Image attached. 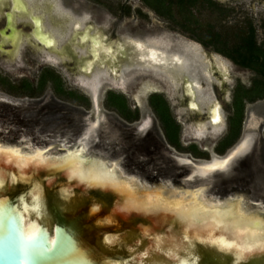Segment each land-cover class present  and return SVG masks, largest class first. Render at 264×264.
Returning <instances> with one entry per match:
<instances>
[{"label":"flooded vegetation","instance_id":"flooded-vegetation-1","mask_svg":"<svg viewBox=\"0 0 264 264\" xmlns=\"http://www.w3.org/2000/svg\"><path fill=\"white\" fill-rule=\"evenodd\" d=\"M87 32L95 35L99 32V37L117 54L112 57L102 53L101 63L94 64L89 72L81 66L84 58L91 56L84 49L86 43L81 42L80 33ZM165 33L140 35L113 30L107 19H96L88 11L76 12L74 6L62 0H0V82L20 91L28 80L33 89L39 90L44 74H50L60 77L64 90L61 94L67 95L65 99L56 96L52 79L45 88L51 85L53 91L40 94L44 88L27 93L30 96L27 99L35 101L30 106L21 104L17 96L0 92V103L19 107L20 111L13 120L6 115L5 120L12 122L7 127L16 133L15 138L20 137L28 132L24 127L34 116L37 119L32 130L34 139L54 142L45 147L47 150L58 147L65 151L68 147L62 142L68 137L73 142L69 148L86 147L84 154L88 160L98 158L113 164L121 177L130 176L140 185L189 188L185 183L193 181L198 183L196 188H202L204 196L212 193L240 202L244 210L264 219V104L258 105L256 117L251 116L247 107L264 96L250 102L244 97L237 135L233 126L237 93L253 82L249 85L243 82L239 71H256L236 63L229 49L218 50L215 36L207 30L204 35L192 33L188 39L173 32L175 38L170 40L166 37L169 32ZM131 38L164 49L168 55L179 54L182 62L177 64L175 77L171 79L167 70L142 61ZM43 39L51 42V46ZM123 57L133 61L123 63ZM218 59L227 64L226 69L218 65ZM30 63L40 65L35 79L26 74ZM20 72L23 74L15 76ZM70 72L72 82L67 81ZM130 90L133 92L129 94ZM109 97H114L115 102L123 99L125 113ZM70 99L80 100L87 107L73 104ZM156 105L166 106V114L160 115ZM216 107L221 115L218 122L213 121ZM26 110L36 113L27 117ZM165 116L174 129L166 128ZM16 121L23 123L14 129ZM45 135L54 136L44 139ZM224 158H228L225 167L201 171L200 165ZM17 185V191L9 192L11 185L6 191L20 201L26 183L19 181ZM76 191L68 199L45 194L41 224L54 228L57 222H66L69 217L73 235L85 248L91 264H174L164 251L152 250L150 237L142 230L147 220L130 214L126 218L113 215L115 221L108 222L113 209L111 198L99 193L84 194L77 188ZM94 205L99 206L97 212L92 211ZM107 236L115 239L109 243ZM148 249L149 253L144 254ZM192 251L198 264H264V255L238 261L232 254L217 252L201 242ZM141 254L144 255L139 259Z\"/></svg>","mask_w":264,"mask_h":264},{"label":"bare ground","instance_id":"bare-ground-1","mask_svg":"<svg viewBox=\"0 0 264 264\" xmlns=\"http://www.w3.org/2000/svg\"><path fill=\"white\" fill-rule=\"evenodd\" d=\"M35 1L28 0V2ZM79 25V21H77L75 26ZM80 35L81 42L86 43L84 49L91 54L89 58H84V61L81 62L83 71L89 72L94 64H100L102 53L105 56H117L112 47L99 37V32L96 35L89 32L86 35L82 33ZM131 40V44L137 51L136 55L142 61L149 66L167 70L170 78L175 77L177 64L182 62L179 54L168 55L164 49L152 44L148 45L141 39L131 38ZM43 41L49 47L52 44L44 39ZM194 45L200 48L199 45ZM130 59L123 57V63L133 61ZM218 61V65L226 69L227 64L222 59H218ZM173 81L176 80L173 79ZM145 89L151 88L146 87ZM188 91L192 92V89L189 88ZM220 118L221 115L216 107L213 121L218 122ZM0 148L4 149V152L0 154V189H4L6 185H13V182L19 183L20 180L22 183H28L25 196L17 204L23 233L29 224L40 229L45 205V191L47 190L45 187L51 186V189H56L64 199L73 196L77 188L84 194L99 193L113 200L112 214L107 218L108 222L115 221L113 215H121L126 218L130 214L147 220L148 224L142 230L150 237L152 250L164 251L172 258L174 264H186L189 259H197L191 255L192 247L197 242L231 237L233 234L231 225L241 223L244 218L250 215L255 216L257 223L246 235L237 237L236 242L253 245L256 250L248 254L241 253L236 249L224 253L232 254L238 261L264 255V251L260 250L264 247V219L244 210L240 202L229 199L214 202L203 195L202 188L140 185L130 176L129 178L121 177L113 164L109 165L98 158L88 160L84 154L86 150L84 146L66 148L57 156L47 154L46 148L25 149L4 143H0ZM37 153L41 155H37ZM69 159L75 161L71 166L64 164V161ZM224 159L218 161L214 159L210 163L200 165V169L203 172H208L216 169L213 166L218 164H223L224 167L228 158ZM41 175H46L45 187L39 180ZM98 210L99 206L92 207L93 212ZM114 239V236H107L106 240L109 242ZM185 246L186 248H184ZM149 251L150 249L144 254ZM144 254L139 255V259ZM106 264L122 263L109 262Z\"/></svg>","mask_w":264,"mask_h":264},{"label":"rangeland","instance_id":"rangeland-1","mask_svg":"<svg viewBox=\"0 0 264 264\" xmlns=\"http://www.w3.org/2000/svg\"><path fill=\"white\" fill-rule=\"evenodd\" d=\"M70 6H74L76 12L79 11H88L90 15L96 19H107V22H110L111 28L114 30L118 28L121 32H130L133 34H161L163 32H169L166 37H169L170 40L174 39L175 36L171 35L173 32L185 36L188 39V35L195 32L196 34H206L207 29L212 31L219 32L223 39L227 41V45H233L237 36L245 32L247 27L252 24L255 28L256 39L258 44H264V0H213L215 4H209L208 0H197L196 4L190 6L191 14L185 11L180 12L175 3L172 4V16H164L157 14L154 10H150L142 0H62ZM155 3H159L154 1ZM163 5V4H162ZM167 6V5H165ZM167 9V8H165ZM189 16L192 20L187 22L185 16ZM169 18V19H168ZM186 22V23H185ZM181 23L185 26L181 25ZM165 33V34H166ZM186 33V34H184ZM184 37V38H185ZM177 38V37H176ZM29 63V62H28ZM31 68L28 69L26 74L31 78L35 79L37 76V71L40 68V65L30 63ZM234 68L238 66L234 65ZM236 69V70H237ZM241 79L246 84H250L255 77L256 73L254 71H239ZM25 73V72H24ZM23 72L16 73L15 76L21 75ZM236 75V74H235ZM68 76H66L67 78ZM67 81L72 82V73L70 72V78H67ZM17 89H12L7 85H4L0 82V92L4 94H9L17 96L21 104L30 106L29 104H34L35 101L29 100L30 96L26 93L16 92ZM46 91H53L52 86L48 85L40 94H44ZM133 92L130 90L129 94ZM101 94V101L98 105L102 108L104 100V90ZM39 95V94H37ZM34 96V98L38 96ZM58 98L65 99L67 95L57 94ZM70 102L73 104H81L84 107H87L85 103L77 99H70ZM264 104V99H261L257 103H251L247 107L251 111V116L256 117L255 111L257 110L258 105ZM98 107V110H99ZM1 110H7L0 112V143L17 145L19 147H27L28 149L34 148H45L51 146L52 143H47L46 141H37L34 139L32 130L37 125V119L32 117L31 120H28L27 126L24 127L28 130L27 133L21 134L20 137H14L15 132L7 127L12 125L11 120H5L6 115H9V118L13 120L16 118V113H19V107L6 106L3 103H0ZM26 116H32L36 111H25ZM101 111H99L100 113ZM2 113V116H1ZM252 117V118H253ZM23 122L16 121L13 123L14 129H17L19 125L21 126ZM79 123V122H78ZM59 125L57 128L60 130L59 134L62 131V128ZM79 127V126H78ZM60 128V129H59ZM24 129V130H25ZM71 128L70 130H72ZM76 131V130H75ZM74 131V132H75ZM76 134V133H75ZM61 135V134H60ZM49 135H45L44 139ZM51 135L49 137H53ZM72 141V140H71ZM70 141V138L65 137L63 144L69 148L70 144L73 142ZM64 151L58 150V147H54L47 151L49 155H59ZM196 182L187 181L185 187L195 189L197 187ZM173 188V186H169ZM195 187V188H194ZM19 189V185H11L8 189L9 192H15ZM205 196L214 197V202L222 201L226 197L213 196L212 193H206ZM253 209V208H252ZM264 210V209H262Z\"/></svg>","mask_w":264,"mask_h":264},{"label":"water","instance_id":"water-1","mask_svg":"<svg viewBox=\"0 0 264 264\" xmlns=\"http://www.w3.org/2000/svg\"><path fill=\"white\" fill-rule=\"evenodd\" d=\"M45 179L46 175L39 178L44 187ZM6 186L0 189V264H91L85 248L73 235L69 217H66L69 223L59 221L54 228L41 224L37 237L25 241L17 206L19 197L8 196ZM27 186L28 183L22 188L21 196L26 193ZM45 188V194L60 195L51 186ZM5 208L14 211L9 212Z\"/></svg>","mask_w":264,"mask_h":264},{"label":"trees","instance_id":"trees-1","mask_svg":"<svg viewBox=\"0 0 264 264\" xmlns=\"http://www.w3.org/2000/svg\"><path fill=\"white\" fill-rule=\"evenodd\" d=\"M147 3H149L159 14L164 16H172V4L177 3L178 9L180 12L185 11L189 15L190 12V6H193L196 4L197 0H145ZM154 1H157L159 3H155ZM209 4H215L213 0H208ZM163 4V5H162ZM167 5V6H165ZM167 8V9H165ZM185 16V15H184ZM185 20L187 22H191V18L187 15L185 16ZM186 23V22H185ZM181 23V25L185 26ZM207 33L210 35H214L216 41L218 43L217 49L220 51H226L229 49V55L234 59V61L241 66L249 67L251 69H254L257 73L256 77L253 79L252 85L247 88L245 91L242 89V92L237 93L236 97V117L233 121V126L236 135L238 134V131L240 129V123H241V116L243 113V106H244V97H247V100L254 101L258 98H262L264 96V44H258L256 39V32L255 28L252 24L249 25L248 30L245 32H242L237 36L236 42L230 47L227 45V41L222 38L221 34L219 32L212 31L211 29H207ZM193 34H196L193 32ZM211 40V39H210ZM213 40V39H212ZM211 40V41H212ZM214 42V41H213ZM214 42V43H215ZM49 79H52L55 83L56 91L58 93H63V87L60 77L54 78V76L50 74H44L42 77V80L40 82L39 90L33 89L34 87L30 84L28 80H25V86L22 90L23 93H34L35 91H41L45 88L47 82ZM10 88L14 89V86H11ZM20 92L19 90H16ZM109 100L113 102V104L118 107L120 110H122L123 113H125L126 104L125 101L120 99L119 101L115 102L114 97H109ZM157 110L159 111L160 115H164L167 112V107L164 105H156ZM164 124L166 128L168 129H174L173 124L171 121H169L168 117H164L163 119Z\"/></svg>","mask_w":264,"mask_h":264},{"label":"snow or ice","instance_id":"snow-or-ice-1","mask_svg":"<svg viewBox=\"0 0 264 264\" xmlns=\"http://www.w3.org/2000/svg\"><path fill=\"white\" fill-rule=\"evenodd\" d=\"M244 147V145H241V149ZM13 151V150H9ZM239 151V149H238ZM4 152V149L0 148V154ZM37 155H41L40 153H37ZM78 155V154H77ZM75 161L69 159L65 160L64 164L67 166H71ZM226 163V162H225ZM214 168H222L223 164H218L213 166ZM159 203V201H157ZM6 211H14V209H8L5 208ZM257 223V220L255 216H247L243 219V221L239 224H233L231 225V228L233 230V234L229 238H218L211 241H201V243H207L210 245L215 251L217 252H225V251H231V250H238L241 253H252L256 250L255 246L249 245V244H238L236 242L237 237H243L248 233V231ZM40 232V229L36 227L33 224H29L27 230L23 233V239L25 241H32L37 237V234ZM111 243V241H109ZM261 251H264V247L260 248ZM186 264H198L197 259H189Z\"/></svg>","mask_w":264,"mask_h":264}]
</instances>
